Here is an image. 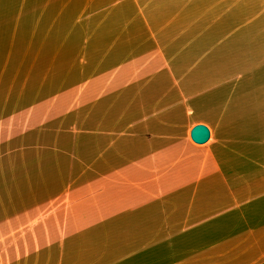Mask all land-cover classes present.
Instances as JSON below:
<instances>
[{
  "label": "crops",
  "instance_id": "crops-1",
  "mask_svg": "<svg viewBox=\"0 0 264 264\" xmlns=\"http://www.w3.org/2000/svg\"><path fill=\"white\" fill-rule=\"evenodd\" d=\"M151 1L177 93L210 120L176 145L164 113H82L60 171L73 0H0V264H264V0Z\"/></svg>",
  "mask_w": 264,
  "mask_h": 264
},
{
  "label": "rangeland",
  "instance_id": "rangeland-1",
  "mask_svg": "<svg viewBox=\"0 0 264 264\" xmlns=\"http://www.w3.org/2000/svg\"><path fill=\"white\" fill-rule=\"evenodd\" d=\"M153 3L73 0L68 61L63 48L59 55L60 171L68 158L82 156V113H164L153 119L155 124L172 127L156 141L176 145L185 141L184 125L189 129L199 119L210 120L200 102L185 101L177 93V71L170 68L176 58L165 52L162 32L153 31V20L164 7ZM165 41L176 49L177 38ZM176 145L171 152L181 154Z\"/></svg>",
  "mask_w": 264,
  "mask_h": 264
},
{
  "label": "water",
  "instance_id": "water-1",
  "mask_svg": "<svg viewBox=\"0 0 264 264\" xmlns=\"http://www.w3.org/2000/svg\"><path fill=\"white\" fill-rule=\"evenodd\" d=\"M191 136L195 142L202 144L210 139L211 130L206 124L200 123L192 128Z\"/></svg>",
  "mask_w": 264,
  "mask_h": 264
}]
</instances>
